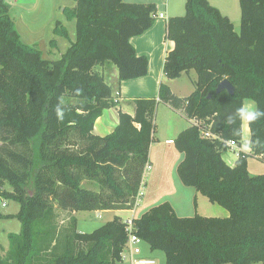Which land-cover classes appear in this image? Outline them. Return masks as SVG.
I'll list each match as a JSON object with an SVG mask.
<instances>
[{
  "label": "trees",
  "instance_id": "16d2710c",
  "mask_svg": "<svg viewBox=\"0 0 264 264\" xmlns=\"http://www.w3.org/2000/svg\"><path fill=\"white\" fill-rule=\"evenodd\" d=\"M73 1L63 14L75 21V40L48 60L20 40L9 5L0 0V198L19 203L18 212L5 217L21 224L18 233H8L4 254L0 245V264L122 260L128 232L120 216L79 232L73 216L58 224L59 211L133 209L156 140L160 103L188 121L173 141L183 154L180 181L229 215L178 216L166 201L133 217V233L150 252H163L166 264H264V173L251 175L247 167L249 157L264 155V119L249 129L256 142L252 151H240L232 165L223 158L226 141L241 145L236 108L252 100L264 110V0H239V33L208 0H185L184 15L166 22L165 37L174 47L162 72L176 79L195 71L194 90L180 97L160 83L157 98L131 101L133 115L119 109L117 126L104 136L93 133L94 123L116 102L103 69L116 66L118 82L146 75L148 59L130 39L152 26L156 8L125 0ZM53 31L68 37L60 22ZM223 79L233 94L216 93ZM58 106L62 121L55 115ZM191 120L215 137L202 136Z\"/></svg>",
  "mask_w": 264,
  "mask_h": 264
},
{
  "label": "crops",
  "instance_id": "0c3cea01",
  "mask_svg": "<svg viewBox=\"0 0 264 264\" xmlns=\"http://www.w3.org/2000/svg\"><path fill=\"white\" fill-rule=\"evenodd\" d=\"M13 3L8 4L10 8V14L14 21V26L19 34L20 40L29 46L37 47L42 52L44 58L48 60H54L61 56L62 53L69 47L71 42L75 40V21L73 19H67L63 14L64 7H74L75 2L71 0L67 2L65 0H10ZM128 2L138 3H153L156 8V13H162L163 18L155 19L150 28L144 31L140 35L131 37L130 42L135 48L138 55H144L148 59V70L145 76L128 79L118 82V71L116 66H106L104 70L105 80L112 87L113 95L115 97L116 106L104 110L103 114L97 118L94 123L93 133L98 136H104L114 130L118 124V110L133 115L134 107L131 101L136 98H157L158 89L160 83L167 84L172 92L180 97L189 95L195 88V80L197 75L195 71L191 70L189 73H183L179 78L168 79L162 72L164 58L168 51L172 50L174 43L171 40L166 39V22L169 17L177 16L181 12V8L184 7V1L178 0L176 7L170 4V0H126ZM219 10H222L224 2L216 0ZM239 2V0H238ZM226 15H233L236 17L237 10L229 9L228 14L222 10ZM241 17V13H240ZM232 20V18H231ZM56 22H60L68 32V37L57 36L54 34V26ZM234 31L239 33L240 27L236 28L234 21H232ZM56 35V37H54ZM55 40L54 45H50V41ZM185 76V84L179 85L177 80H181ZM253 102L252 100H244ZM256 105V104H255ZM159 115L162 117L161 122L158 123ZM180 118V120H179ZM155 141L152 142L149 149L148 166L153 164L152 154L165 151V144H173L176 136L184 128L188 126V121L183 114L170 108L165 104H158L155 115ZM242 140L240 150H242V142L245 138V132L249 133L250 130H245V126L242 124ZM156 146V147H155ZM171 148V147H170ZM175 148V147H174ZM171 149H167V152ZM250 152V151H248ZM246 153V152H245ZM235 162V161H234ZM233 162V163H234ZM232 163V164H233ZM231 164V165H232ZM84 186H89V182L83 181ZM143 184V181H142ZM141 190V188H140ZM194 198H196L195 213L198 215L210 216L216 215L219 217H227L229 215L228 210L219 206L216 203H211L205 199L202 195L195 191ZM1 199V198H0ZM171 203L176 214V206ZM1 206V204H0ZM2 207V206H1ZM7 207V204L6 206ZM3 208V207H2ZM19 210V208H18ZM18 210L11 213H1L0 216L6 218V215H15ZM134 211L133 209H130ZM115 211V210H110ZM118 211V210H116ZM125 211V210H122ZM99 212H108L106 210ZM78 212L68 214L76 218ZM67 214V213H66ZM67 215V216H68ZM178 215V214H177ZM180 216V215H179ZM11 219V218H8ZM69 219V217H68ZM77 219V218H76ZM10 233V232H9ZM16 233V232H15ZM4 252L8 249V245H2ZM143 256V255H142ZM149 257V256H146Z\"/></svg>",
  "mask_w": 264,
  "mask_h": 264
},
{
  "label": "rangeland",
  "instance_id": "374dc122",
  "mask_svg": "<svg viewBox=\"0 0 264 264\" xmlns=\"http://www.w3.org/2000/svg\"><path fill=\"white\" fill-rule=\"evenodd\" d=\"M47 1V0H46ZM59 0H56V2ZM70 2L71 0H65ZM126 1V0H125ZM185 2L181 0L180 2ZM209 3L217 7L216 0H208ZM224 2L222 10L228 14L229 9H236L238 13L236 17L233 15L229 18L228 15L224 14L222 10L220 12L223 15H226L230 21H234L236 28L240 27V7L238 0H221ZM7 4H12L10 0H4ZM128 2V1H127ZM178 0H170V4L176 7ZM71 3V2H70ZM218 8V7H217ZM179 15H184L185 8H181ZM232 18V20H231ZM58 36V35H57ZM56 37V35H54ZM185 76L181 80H177L179 85L183 86L185 84ZM180 120V118H179ZM162 124V117L159 115L158 123ZM249 135V133H244ZM244 142V141H243ZM242 142V143H243ZM156 147V146H155ZM171 147V148H170ZM166 152L162 151L159 154H152L153 164L151 167H147L145 173L143 174V184L141 185V196L139 201L134 207V211L131 210H118L108 212H99V211H79L76 215V228L79 232H91L95 228L101 226L108 220H111L115 215H118L122 218L123 221H126L128 218L139 217L143 212L148 210L150 207L160 204L162 202H173L172 204L176 206L178 216H193L195 214V205H194V193L195 190L192 187H188L182 184L178 177L177 166L183 158V154L177 151L173 144H165ZM167 149L171 151L167 152ZM249 153V152H246ZM224 160L228 164H232L236 159L237 155L232 151L228 150L223 154ZM248 171L251 175H258L264 173V160H261L256 157H249L247 162ZM205 198V197H204ZM206 199V198H205ZM7 204V207L0 206V212L11 213L15 210H18L19 203L2 199ZM171 204V203H170ZM68 214L59 211V225H65L68 223ZM202 216V215H201ZM204 216V215H203ZM214 216V215H210ZM216 216V215H215ZM21 224L16 218H4L0 216V245H8V233H18L20 231ZM143 256H149L155 259L157 264H166L165 255L161 251L150 252L149 246L145 242L140 243ZM3 254L5 252H2ZM116 264H130L128 258H122L121 261Z\"/></svg>",
  "mask_w": 264,
  "mask_h": 264
},
{
  "label": "built area",
  "instance_id": "2783aa9c",
  "mask_svg": "<svg viewBox=\"0 0 264 264\" xmlns=\"http://www.w3.org/2000/svg\"><path fill=\"white\" fill-rule=\"evenodd\" d=\"M155 19L157 18H163L164 15L162 13H155L154 14ZM193 124H196L199 126V130L201 132V135L204 137H215L214 134L210 132V130L202 125L200 122L198 123L196 120H191L190 121ZM226 145L228 147V150H232L236 155L237 158L240 153V146H238V143L234 140H228L226 141ZM260 159L264 158V155L259 156ZM147 169V168H146ZM141 196V190L138 193V196L136 198L135 205L139 201V198ZM0 204L2 207L6 206V203L0 199ZM134 205V207H135ZM133 207V208H134ZM126 229L128 232V237H127V242L125 243V246L123 248V251L121 253L122 258H128L130 264H157L155 259L151 257H146L142 256V249L140 247V243L142 242L140 238H138L134 233H133V223H132V218H128L126 221Z\"/></svg>",
  "mask_w": 264,
  "mask_h": 264
},
{
  "label": "clouds",
  "instance_id": "9594fccd",
  "mask_svg": "<svg viewBox=\"0 0 264 264\" xmlns=\"http://www.w3.org/2000/svg\"><path fill=\"white\" fill-rule=\"evenodd\" d=\"M57 120L62 121L64 119V111L62 107L58 106L55 110ZM235 120H238L245 126V130L251 128V125L260 119H264V110L258 108L255 103L249 101H243L239 107L235 110ZM227 122L231 124L233 122V116H228ZM255 141L252 140L250 135H246L242 144V150L245 152L252 151L255 147Z\"/></svg>",
  "mask_w": 264,
  "mask_h": 264
},
{
  "label": "water",
  "instance_id": "95a60500",
  "mask_svg": "<svg viewBox=\"0 0 264 264\" xmlns=\"http://www.w3.org/2000/svg\"><path fill=\"white\" fill-rule=\"evenodd\" d=\"M221 91H227L229 94H233L234 87L227 79H223L218 83L216 87V93H219Z\"/></svg>",
  "mask_w": 264,
  "mask_h": 264
}]
</instances>
